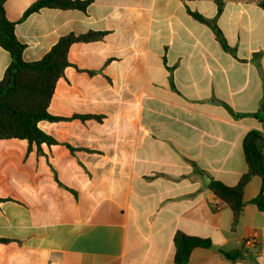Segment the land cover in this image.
Masks as SVG:
<instances>
[{"label":"crops","instance_id":"0c3cea01","mask_svg":"<svg viewBox=\"0 0 264 264\" xmlns=\"http://www.w3.org/2000/svg\"><path fill=\"white\" fill-rule=\"evenodd\" d=\"M36 1L4 2L25 62L65 35L103 37L69 48L48 106L63 120L38 123L57 143L0 141V264H174L177 232L212 244L185 264H264L261 179L246 183L235 230L209 189L238 183L242 139L262 130L251 116L264 114L261 0H220L236 58L187 12L210 20L215 0H93L22 19ZM10 62L0 46V79Z\"/></svg>","mask_w":264,"mask_h":264},{"label":"trees","instance_id":"16d2710c","mask_svg":"<svg viewBox=\"0 0 264 264\" xmlns=\"http://www.w3.org/2000/svg\"><path fill=\"white\" fill-rule=\"evenodd\" d=\"M92 1L38 0L27 8L22 19L41 9L84 11ZM215 1L217 13L210 20L198 13L189 10L187 12L194 20L207 25L222 49L236 58L235 50L226 43L216 25V18L220 15L223 4L220 0ZM4 2L5 0H0V46L9 53L11 62L0 79V141L16 139L36 146L56 144L54 139L38 128V123L44 120L49 122L63 120V118L51 116L48 106L57 81L63 76L64 69L69 65L67 60L69 48L74 43L99 41L103 37V33L88 32L78 36L65 35L40 60L25 62L22 59L24 46L15 37V24L6 18ZM258 6L264 8V0L259 1ZM257 56L253 55V58ZM251 116L258 120L262 130H250L242 139L246 173L235 186H225L216 181H213L209 186L210 191L231 210L232 230H235L239 223L244 206L243 190L252 176H258L261 179L260 192L252 200V203L264 212V114L255 113ZM173 246L174 264H185L194 249H209L212 244L209 240L177 232L173 237ZM219 253L226 261L236 262L242 254V249H220ZM250 261L251 264H258L254 258H251Z\"/></svg>","mask_w":264,"mask_h":264},{"label":"built area","instance_id":"2783aa9c","mask_svg":"<svg viewBox=\"0 0 264 264\" xmlns=\"http://www.w3.org/2000/svg\"><path fill=\"white\" fill-rule=\"evenodd\" d=\"M215 208H217V207L215 206ZM249 244H250V245H254L255 242H254L253 240H250V241H249Z\"/></svg>","mask_w":264,"mask_h":264},{"label":"water","instance_id":"95a60500","mask_svg":"<svg viewBox=\"0 0 264 264\" xmlns=\"http://www.w3.org/2000/svg\"><path fill=\"white\" fill-rule=\"evenodd\" d=\"M239 258H240V259H243L244 257H243V255H240Z\"/></svg>","mask_w":264,"mask_h":264}]
</instances>
